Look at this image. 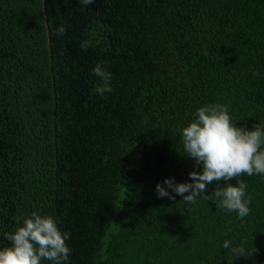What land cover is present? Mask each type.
<instances>
[{
	"label": "trees",
	"instance_id": "obj_1",
	"mask_svg": "<svg viewBox=\"0 0 264 264\" xmlns=\"http://www.w3.org/2000/svg\"><path fill=\"white\" fill-rule=\"evenodd\" d=\"M209 103L264 125V0H0V249L37 212L70 234L67 264H264V177L237 178L243 219L155 192L191 182L179 129Z\"/></svg>",
	"mask_w": 264,
	"mask_h": 264
},
{
	"label": "clouds",
	"instance_id": "obj_2",
	"mask_svg": "<svg viewBox=\"0 0 264 264\" xmlns=\"http://www.w3.org/2000/svg\"><path fill=\"white\" fill-rule=\"evenodd\" d=\"M81 9L87 8L94 0H78ZM66 29L57 28L58 35ZM86 50L87 43L81 44ZM99 83L95 87L97 94L112 91L111 73L105 70L101 61L92 69ZM228 106L206 104L195 110L194 119L179 129L185 157L194 162V170L188 173L189 182L176 183L174 178L158 183L155 192L158 198L182 201L194 204L198 199L218 200V207L228 212H236L243 219L250 213V199H246L247 184L237 178L242 175L264 177V125L254 124L252 130L237 127L228 114ZM235 180V186L228 183ZM217 185L211 195H206L209 184ZM223 182V187L220 183ZM18 225L12 232L4 233L11 246L0 249V264H67L71 249L66 241L68 232H61L52 216L32 212L27 217L14 218ZM230 241H224L222 247L229 249ZM240 256L250 255L241 247L231 248Z\"/></svg>",
	"mask_w": 264,
	"mask_h": 264
}]
</instances>
